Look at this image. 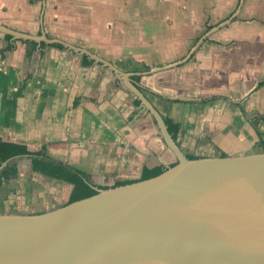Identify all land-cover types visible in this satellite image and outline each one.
<instances>
[{
	"label": "crops",
	"instance_id": "crops-1",
	"mask_svg": "<svg viewBox=\"0 0 264 264\" xmlns=\"http://www.w3.org/2000/svg\"><path fill=\"white\" fill-rule=\"evenodd\" d=\"M263 82L264 0H0V138L96 190L177 163L171 140L192 159L264 151ZM10 167L0 214L70 202L74 186L35 172L33 155Z\"/></svg>",
	"mask_w": 264,
	"mask_h": 264
},
{
	"label": "water",
	"instance_id": "water-1",
	"mask_svg": "<svg viewBox=\"0 0 264 264\" xmlns=\"http://www.w3.org/2000/svg\"><path fill=\"white\" fill-rule=\"evenodd\" d=\"M170 145L178 162L157 175L0 214V264H264V151L190 159Z\"/></svg>",
	"mask_w": 264,
	"mask_h": 264
},
{
	"label": "trees",
	"instance_id": "trees-1",
	"mask_svg": "<svg viewBox=\"0 0 264 264\" xmlns=\"http://www.w3.org/2000/svg\"><path fill=\"white\" fill-rule=\"evenodd\" d=\"M7 39L10 42L8 49L12 50L15 48L14 39L12 35H7ZM59 48H63V45L55 44ZM85 57V64L88 63ZM149 69V68H148ZM135 81L140 80V76L134 77ZM264 85V82L261 83V86ZM217 97L211 100L203 101H212ZM165 122L169 128L170 133L175 137L176 129L178 128L174 121L170 118H165ZM260 146L264 149V142H260ZM21 155H33V170L35 172L47 175L49 177L68 182L74 186L70 202H74L92 195L97 194L95 187L86 179L85 173L76 168L72 167L64 162L58 161L54 158H51L43 151L31 152L28 150L27 146L16 144L12 142L3 141L0 138V186L3 182V176L11 171L10 162L13 158ZM192 159V158H190ZM166 167L161 166L153 169L150 172H147L144 178H148L154 175L161 173L165 170Z\"/></svg>",
	"mask_w": 264,
	"mask_h": 264
},
{
	"label": "rangeland",
	"instance_id": "rangeland-1",
	"mask_svg": "<svg viewBox=\"0 0 264 264\" xmlns=\"http://www.w3.org/2000/svg\"><path fill=\"white\" fill-rule=\"evenodd\" d=\"M222 98V97H221ZM237 98V97H236ZM224 101V100H223Z\"/></svg>",
	"mask_w": 264,
	"mask_h": 264
}]
</instances>
